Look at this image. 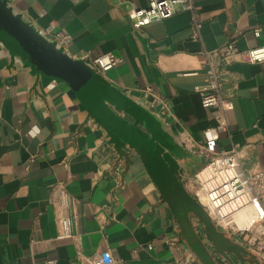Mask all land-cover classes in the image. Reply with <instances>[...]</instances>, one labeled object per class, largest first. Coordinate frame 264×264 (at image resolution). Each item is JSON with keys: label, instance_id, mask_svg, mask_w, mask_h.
Segmentation results:
<instances>
[{"label": "crops", "instance_id": "0c3cea01", "mask_svg": "<svg viewBox=\"0 0 264 264\" xmlns=\"http://www.w3.org/2000/svg\"><path fill=\"white\" fill-rule=\"evenodd\" d=\"M192 1V11L176 8L169 18L140 29L130 25L127 13L147 0L20 4L53 39L59 30L69 34L70 55L88 63L106 52L122 59L104 77L159 116L178 142L195 149H185L200 165L185 172L184 187L200 204L195 174L209 160L201 153L202 130L216 119L194 89L208 84L205 68L195 76L181 72L210 65L219 94L234 104L211 153L236 149L246 172L264 170V62L224 55L231 40L243 51L264 44V0ZM57 186L67 195L62 208ZM61 216L70 220L72 234L82 237L79 246L61 236ZM188 217L195 241L134 148L110 137L61 84L33 76L20 58L0 48V264H88L94 255L117 262L110 264H174L187 257L195 264H264L255 251L264 224L235 233L208 213Z\"/></svg>", "mask_w": 264, "mask_h": 264}, {"label": "water", "instance_id": "95a60500", "mask_svg": "<svg viewBox=\"0 0 264 264\" xmlns=\"http://www.w3.org/2000/svg\"><path fill=\"white\" fill-rule=\"evenodd\" d=\"M20 3L0 0V48L20 58L33 76L61 84L110 137L134 148L186 236L195 241L188 216L192 213L202 219L207 214L184 187L185 172L200 165L185 149H195L165 131L159 116L151 114L143 103L116 90L84 59L67 53L25 15Z\"/></svg>", "mask_w": 264, "mask_h": 264}, {"label": "built area", "instance_id": "2783aa9c", "mask_svg": "<svg viewBox=\"0 0 264 264\" xmlns=\"http://www.w3.org/2000/svg\"><path fill=\"white\" fill-rule=\"evenodd\" d=\"M147 1L146 6L132 7L127 13L130 25L134 29H140L155 20L169 18L176 12V8L184 11L193 10L192 0ZM177 5L179 7H176ZM198 26L199 24L195 22V30ZM54 35L57 43L66 50L70 40L69 34L59 30ZM224 52L229 60L241 55L242 59L249 63L264 62V44L243 51L236 40H231L226 43ZM121 60L114 52H106L92 57L89 64L104 77ZM203 68L209 75V82L206 85H195L194 89L200 93L202 105L214 109L216 124L202 130L201 153L208 155L209 160L195 174V182L201 190L198 198L217 225L235 233H242L251 230L256 224H264V170L257 166L253 172H246L241 164V154L236 149L219 154L211 153L209 148L218 142L221 133L228 128V114L234 108V104L229 98L219 94L217 77L210 65L195 66L181 74L195 76ZM56 193L60 208L66 206L68 204L66 191L57 186ZM61 221L63 226L61 236L71 237L72 244L79 246L83 239L72 234L70 220L61 216ZM43 245L48 249L49 240H44ZM101 251L102 248H98L97 252ZM255 251L264 257V238H258ZM103 254L106 257L110 256L109 251ZM110 263L117 262L107 261L103 256L94 255L89 258L88 264ZM46 264H54V262L48 260ZM174 264H195V262L187 257L175 261Z\"/></svg>", "mask_w": 264, "mask_h": 264}]
</instances>
